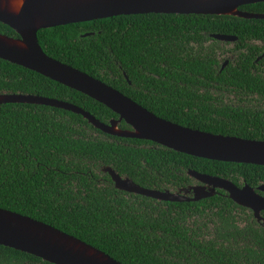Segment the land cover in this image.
<instances>
[{
  "label": "trees",
  "instance_id": "1",
  "mask_svg": "<svg viewBox=\"0 0 264 264\" xmlns=\"http://www.w3.org/2000/svg\"><path fill=\"white\" fill-rule=\"evenodd\" d=\"M238 10L264 14V3ZM213 34L235 37L239 50L245 40L264 41V20L116 16L38 30L36 40L47 57L158 118L264 141V117L222 100L229 91L264 96V66L251 73L238 56L220 69L223 48L209 37ZM0 35L17 37L2 24ZM1 93L67 102L103 124L117 118L90 98L2 60ZM118 128L128 129L123 122ZM103 167L157 191L196 184L187 171L235 186L264 183L263 166L204 160L148 141L108 136L79 115L47 106L0 105V209L72 236L120 264H264L263 229L223 191L196 202H159L114 189ZM0 264L49 263L0 246Z\"/></svg>",
  "mask_w": 264,
  "mask_h": 264
},
{
  "label": "water",
  "instance_id": "2",
  "mask_svg": "<svg viewBox=\"0 0 264 264\" xmlns=\"http://www.w3.org/2000/svg\"><path fill=\"white\" fill-rule=\"evenodd\" d=\"M11 0H0V24L16 38L0 35V60L34 72L101 104L116 115L106 124L98 122L82 109L67 102L23 94H0L1 104L47 106L79 115L92 128L125 139L148 141L176 153L194 158L264 167V142L214 135L185 128L158 118L116 90L86 74L47 57L36 40L42 29L101 20L116 16L172 14L232 16L245 20H264V14L239 11L245 5L264 0H20L10 10ZM89 34H83L86 37ZM211 39L230 42L232 36L213 34ZM123 122L128 129L118 128ZM113 188L159 202L188 203L212 197L223 191L235 205L248 209L259 220L264 212V197L247 185L238 188L215 176L187 171L196 184L176 192L145 189L119 177L107 167ZM264 193V185L257 188ZM262 225L264 227V220ZM0 246L49 264H120L97 249L28 217L0 209Z\"/></svg>",
  "mask_w": 264,
  "mask_h": 264
},
{
  "label": "flooded vegetation",
  "instance_id": "3",
  "mask_svg": "<svg viewBox=\"0 0 264 264\" xmlns=\"http://www.w3.org/2000/svg\"><path fill=\"white\" fill-rule=\"evenodd\" d=\"M236 38L234 37L233 41L230 42H220L221 46L223 48L222 51V57L220 63V69L224 68L227 64L231 63L233 64L234 61L238 56H241L242 62L247 64L246 68L251 72L259 73V70L262 66H264V41L259 40H245L242 45V47L239 50L234 49L233 44L235 43ZM263 61V62H261ZM261 63V64H260ZM260 64V65H258ZM127 84H129L127 82ZM225 96H223L222 100L225 105L229 108H239L243 109L245 111H249V113L257 114L260 117H264V96L259 95L256 93L252 94H244L242 96H235L232 92H226L224 93ZM231 137V136H229ZM242 139V138H241ZM243 140H249V141H260V140H251V139H243ZM264 142V141H261ZM243 185H246L245 183L240 184L237 186L238 188H241ZM261 185H264V183H258L256 186H248L250 187L254 193L257 195L264 197V193H261L257 190V188ZM245 209V208H244ZM245 212L250 215L251 220L257 224L258 227L263 229L264 227L262 225V220H264V212L259 213V220H256L252 212L248 209H245Z\"/></svg>",
  "mask_w": 264,
  "mask_h": 264
},
{
  "label": "bare ground",
  "instance_id": "4",
  "mask_svg": "<svg viewBox=\"0 0 264 264\" xmlns=\"http://www.w3.org/2000/svg\"><path fill=\"white\" fill-rule=\"evenodd\" d=\"M19 3H20V0H11L10 1V5H11L10 10L15 12L17 10Z\"/></svg>",
  "mask_w": 264,
  "mask_h": 264
}]
</instances>
